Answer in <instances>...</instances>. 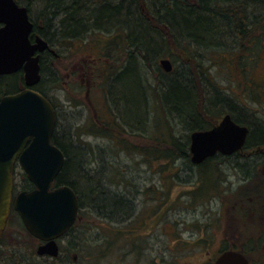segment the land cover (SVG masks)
<instances>
[{
  "label": "rangeland",
  "instance_id": "1",
  "mask_svg": "<svg viewBox=\"0 0 264 264\" xmlns=\"http://www.w3.org/2000/svg\"><path fill=\"white\" fill-rule=\"evenodd\" d=\"M30 8L31 21L36 24L41 21L43 24L40 16L42 6L37 4ZM92 35H95L96 40ZM115 36H121L120 31H117ZM164 37L166 39V34ZM122 38L123 42L115 38L120 41L119 45L111 44V42L102 44L107 39L93 31L74 41L69 40L65 44L57 43L55 48L59 58L53 59L54 65L49 64L48 68H45L44 65L41 69L43 83L40 88L56 107L54 133L57 139H61L62 142L68 140L69 146L73 150L80 149L82 151L83 175L89 173L97 179L99 178L101 188L105 193L116 197L125 195V199L130 205L129 216L131 215V218L120 222L118 218H106L96 212L92 205L93 202H87L82 196L80 200L82 199L81 202L85 206L84 217L87 219V228L90 230L86 234L85 248L81 249L79 242L73 241L74 246L69 248V264H212L224 245L237 247L238 250L243 251L251 264H264V207L262 204L255 202L240 204L236 209V218L232 217L230 212L228 213L232 197L247 178L242 171L243 168L240 167L244 164L245 159L250 158L251 153L241 152L242 149L237 152V157H230L229 160L228 157L221 155L216 161L222 172V180L219 184L223 194L210 195L209 197L206 194L205 197L200 191L205 188L211 191L216 184V176H213L212 170L202 177L203 182L200 181L196 184L197 193L195 192L196 194L193 195L190 191L193 190L197 182L195 168L185 162L178 161L171 165L166 160L158 163L154 159L153 163L148 166L140 162V156L131 158L128 150L122 149L117 144V137H120L125 143L138 149H148L157 145V142L152 139V137L155 138L151 132V130L153 131L152 125L150 129V124H148L145 131L130 127L126 123L127 117L124 114L125 103L119 104V101H115L112 104L109 100L116 99V92L119 89L113 79L126 64V52L130 49L128 43L124 41L125 32L122 33ZM88 56L95 59V68L97 69L95 75H102L95 77L99 87L97 85L89 92L91 103L84 97V84L75 77L78 74L77 70L71 69L80 59ZM188 57L181 52L173 54L172 59L160 57L157 60V65L163 74L176 71L181 76L183 71H189L194 91L196 94H201L199 90L203 93L202 97L197 94L198 98H195V104L197 111L204 112L206 121L218 123L224 116L215 114V111L219 109L211 108L209 105L214 103L213 95L206 96L204 93L213 85L216 86L219 96L232 98L235 104L242 108L244 119L252 122L253 127L264 123L262 98H254L252 95L247 97L245 94L247 92L245 87L251 88V85L248 86L249 82L244 87L240 80L242 77L234 75V80L225 77L227 69L224 66L221 67L220 62L213 65L201 58L208 69H211V78L202 84L195 71L194 60ZM161 59H168L171 62L172 71L170 73L164 72L161 68L159 64ZM224 59L228 63L227 55ZM259 61L261 66L259 65L252 77L256 83L261 84L264 81V66L262 64L264 56ZM141 62L140 58L135 61V70L137 75L139 74L138 79L129 77L127 81L123 82V96L130 104L127 105L129 109L136 111V116L139 117L145 112V119L149 122L153 116L154 122L161 124L159 135L165 137L168 132L164 109L172 111L173 108H169L168 105L166 109L165 89L161 91L160 100L164 109L160 110L153 102L152 92L144 85L153 84L156 86L158 84L159 75L155 66L156 62L153 65L150 64L153 69L147 68L148 66L144 68ZM92 67H94L93 64H87V73L85 70L82 73L88 74L94 71ZM89 68L92 69L88 70ZM53 71L56 73L55 77H49L48 75ZM54 78L55 80H53ZM15 80L16 86L9 84L10 88L21 89V81L19 78ZM232 81H240V86H234ZM177 83L179 84V80ZM167 84L169 83L167 82ZM178 84L175 86L174 82H171V89L177 87V92L181 91L178 88L180 84ZM198 86L201 89H198ZM112 87L115 88V92ZM110 90L112 95L109 94ZM8 94L11 93L3 90L0 98ZM207 105L209 109H206V113L210 115L204 111ZM91 106L96 112L95 120L105 123V121L113 119L114 129L111 127L112 130L105 129V127L94 125ZM114 122L120 124H117L119 129L113 125ZM177 135H186L182 124L177 127ZM261 152H263L260 153L261 155L264 154V148L261 149ZM253 159L259 163L261 156L253 155L251 160ZM262 164L264 166V162ZM260 165L261 163H259ZM160 167H163L161 171ZM72 179L77 180L75 177ZM13 181V189L16 192L26 190L24 187L31 188L27 187L29 181L18 164H15L14 167ZM79 182L81 184L75 183V188L81 194L82 187L86 183L80 180ZM219 216L220 220L218 221ZM9 220L6 233L14 234L13 237H17L18 240L15 244L19 247V252L24 255L20 259L22 264H30L29 261L34 264L32 257L28 256L31 250L27 244L29 238L21 228L15 229L13 211ZM115 229L122 231L119 233ZM127 230H132L133 233H129ZM74 255L76 256L75 261Z\"/></svg>",
  "mask_w": 264,
  "mask_h": 264
},
{
  "label": "trees",
  "instance_id": "2",
  "mask_svg": "<svg viewBox=\"0 0 264 264\" xmlns=\"http://www.w3.org/2000/svg\"><path fill=\"white\" fill-rule=\"evenodd\" d=\"M15 1L19 5L25 6L29 14L31 12L30 7L33 5L38 4L42 6L40 16L42 17L43 24H41V21H38L37 24L33 22L34 34L32 33L31 36L39 35L48 44L58 43L62 45L69 40L74 41L81 38L82 35L84 36L94 31L107 39L102 44L111 42V44L116 43V45H119L121 44L120 41L123 42L122 33L125 32L124 41L128 43L131 50L129 49L126 52V64L113 79L119 89L116 92V99L112 98L109 100L112 104L115 101H119V104L125 103L124 114L127 117L126 123L130 127L144 130L148 124H150V129L152 125L153 131L151 130V132H153L155 138L151 137L157 142V145L148 149H138L137 147H131L120 137H117V144L122 149L128 150L131 158L140 156V162L148 166L153 163L152 160L154 159L158 163L166 160L171 165L178 161L185 162L195 168V179L197 182L193 190L190 191L193 195L197 193V190H195L196 184L200 183V181L203 182L202 177L212 170L213 176H216L214 189L208 191L205 188L200 193L202 192L205 197L206 194H208L207 197L223 194L219 184L222 180V172L219 163L216 161L221 155L208 158L199 165L191 164L189 155V134L194 131L209 130L217 123H209L206 121L204 112L197 111L195 98L198 93L196 94L194 91L195 88L189 78V71H183L181 76L176 71L170 74H163L160 72L157 60L160 57L172 59L173 54L175 55L180 52L189 56L188 58L193 59L195 62V71L202 84L211 78V69H208L202 59H206L209 64L213 65L220 62V66H224L227 69V71L224 69L227 72L225 77L233 80L234 75L242 77L240 78L242 86L245 87L247 82H249V87L251 85V88L245 87L247 91L245 92L246 96L260 97L264 102V81L258 84L252 77L259 65L261 66L259 64L261 60L259 61V59L264 56V0ZM117 31H120L121 36H115ZM164 34H166V39ZM92 36L95 39V35ZM115 38L120 39V41L115 40ZM225 55L228 56V63L225 62ZM137 58L141 59V65L144 68L148 66L147 68L153 69L150 64L153 65L156 62L155 66L159 75L158 84L156 86L153 84L144 86L152 92L153 102L160 110L161 108L164 109L160 100L161 91L165 89L164 95L167 96L166 109L168 105L169 108H173L172 111L164 109V119L167 123L166 128L168 132L165 137L161 136V134L159 135L161 124H156L153 116L150 122L145 119V112L139 117L136 116V111L129 109L127 106L129 102L123 96V82L127 81L129 77L138 79L137 76L139 74L137 75L135 70ZM54 60L42 56L41 69L44 65L45 68H48L50 62ZM136 64L138 63L136 62ZM262 64L264 66V62ZM55 75L56 73L53 71L48 76L55 77ZM18 78L22 83L23 75L21 72L11 76H0V97L3 90L10 93L18 90L12 89L14 87L10 88L9 85L13 86L16 82L15 79ZM178 80L180 85L177 83ZM171 82H174L175 86L178 84L180 86L178 88L181 91L178 90L177 92V87L171 89ZM42 83L43 81L40 79L34 90L40 95H46L40 88ZM233 84L234 86H240V81L233 82ZM196 85L198 84L196 83ZM210 87L204 93L206 96L213 95L214 103H210L209 105L211 108L215 107L219 109L215 111V114L221 115V117L225 114H230L236 123L244 125L249 129L247 141L241 152L251 154L249 155L250 158L245 159L244 164L240 167L243 168L242 171H244L247 178L241 184V188L236 190L231 200V207L228 209V213L230 212L232 217L236 218V209L239 208L240 204L255 202L262 204V207H264V166H262L264 154H260L263 153L261 149L264 148V123L253 127L252 122L250 123V121L244 119L245 117L241 112L242 108L238 107L232 98H223L218 95L216 86L211 85ZM112 89L113 91L115 90L113 87ZM198 89L201 88L198 86ZM199 92L201 94L198 95L202 97L203 93L201 90ZM109 94L112 95L111 90ZM217 100L220 101L218 102ZM177 106H179L178 109ZM206 109H209L208 105L204 108L205 113ZM149 112L152 113L150 109ZM114 123L119 129L118 125L120 124ZM179 124L184 126L186 135H177ZM68 142V140L63 142L61 139L58 140L55 133L53 134L52 143L62 151L65 158L62 170L55 180V185L72 188L77 196H79V199L83 196L87 202H93L92 205H94L95 211L106 216V218H118L119 221L130 219V205L127 203L125 195L120 197L111 196L101 188L99 178L97 179L89 173L83 175L82 173L84 172L81 166L82 151L80 149L73 150ZM256 154L261 156L259 161L261 163L260 166L255 161L256 159L251 160V157L253 155L256 156ZM233 156L237 157L238 153L226 157L229 160ZM162 168L160 167L159 170L161 171ZM72 177H75L77 180H73ZM79 180L86 183L82 187L83 191L81 194L75 188V183L81 184ZM28 184L27 187H32L30 182ZM24 189L27 188L24 187ZM81 204L83 205L82 202ZM246 211L248 212L249 210ZM126 216L127 218H125ZM227 250H236L245 255L237 247L225 245L220 250V253Z\"/></svg>",
  "mask_w": 264,
  "mask_h": 264
},
{
  "label": "water",
  "instance_id": "3",
  "mask_svg": "<svg viewBox=\"0 0 264 264\" xmlns=\"http://www.w3.org/2000/svg\"><path fill=\"white\" fill-rule=\"evenodd\" d=\"M33 27L25 6L15 0H0V76L22 71L26 86L0 99V237L12 205L27 232L46 242L37 254L56 257L55 240L74 223L78 201L70 187H52L65 158L51 142L56 125L54 108L33 90L40 81V54L48 48L40 36L31 39ZM159 64L164 72L172 71L168 59ZM248 134V127L226 114L211 129L190 133V161L199 165L217 154L233 155L244 148ZM15 164L34 189L21 191L12 200ZM212 264L250 263L240 252L227 250Z\"/></svg>",
  "mask_w": 264,
  "mask_h": 264
},
{
  "label": "flooded vegetation",
  "instance_id": "4",
  "mask_svg": "<svg viewBox=\"0 0 264 264\" xmlns=\"http://www.w3.org/2000/svg\"><path fill=\"white\" fill-rule=\"evenodd\" d=\"M33 32H34V27H33L32 33ZM34 37L31 36V39ZM42 56L49 57L50 59L59 58V55H58L56 48H55V44H48L47 50H45L44 52H42L40 54V60H39L40 79H41V59H42ZM94 61H95V59L93 57L88 56L87 58L80 59L76 63V65H74V67L71 68L72 70H77L78 74H76V75L78 77L76 75H75V77H76V79H79V81H81L84 84V86H85L84 97L89 102H90V100H89L90 90L92 88L97 87V85H98V81L97 80L95 81V77H101L102 76L101 74L97 75V76L95 75L97 69L95 68L96 62H94ZM50 64L54 65L53 61H51ZM87 64H93L94 67H92V68L94 71H91L88 74H84V73H82V71L85 70V72H86ZM92 68H89L88 70H90ZM19 72H21L23 75L22 71H19ZM98 87H99V85H98ZM25 88H26V86L24 84V78H23L22 88L11 93V94H8V95L17 94V93L21 92L22 90H24ZM33 90H34V88H33ZM42 96H44L49 101V103L52 105V107L54 108V111H55V115H56V107H54L53 102L46 95H42ZM92 111H93V117H94V122H95L94 125L99 126V127H105V129H111V128L114 129V126H112L113 119L110 120V118H109L110 121L107 120V121H105V123L100 121V120H95L96 112H95V109L93 107H92ZM113 125H115V123ZM55 127H56V125H55ZM52 187L57 188V187H62V186H56L55 182H54ZM33 189H34V187L32 186L30 189L21 190V191H31ZM21 191H19V192H21ZM19 192H16L15 189H13L12 200H14L15 196ZM75 194H76V192H75ZM76 196H77V194H76ZM77 201H78L77 215H76L74 223L63 235H61L60 237H58L55 240V243H56L57 249H58V254L56 257H52V256H49L46 254L40 256L37 254V250L41 246L45 245L46 242L33 237L32 235H30L27 232V230L25 229V227L23 225L22 220L20 219L18 214L13 210L12 205H11L10 212H9V215H8V218L6 221V225H5V227L1 233V237H0V264H20V263L22 264L20 259L24 256L23 253L19 252V247L15 244V242L18 240L17 237H13L14 234L11 235L10 233H6L8 223H10L9 219H10V215H11L12 211L15 214V223H16V224H14V226H16L15 229L21 228L27 234V236L29 238V241L27 242V244L31 250H30L28 256L32 257L34 264H69V259H70L69 258V248L74 246L73 241L74 240L78 241L79 247L81 249L85 248L86 234L90 230L87 228V223H86L87 219L84 217L85 216V206L81 204L79 196H77ZM122 221L123 220H120V222H122ZM91 222H94V221H91ZM92 226H94V225H92ZM115 230L117 231V229H115ZM120 231H122V230H118V232H120ZM127 231L129 233L130 232L133 233L132 230H127ZM68 238H70V239L68 240ZM73 258L75 261L76 256L74 255ZM29 262L31 264L32 261H29ZM24 264H29V263H24Z\"/></svg>",
  "mask_w": 264,
  "mask_h": 264
}]
</instances>
